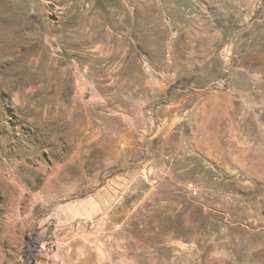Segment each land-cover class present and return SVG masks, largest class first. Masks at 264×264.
<instances>
[{"label":"rangeland","instance_id":"374dc122","mask_svg":"<svg viewBox=\"0 0 264 264\" xmlns=\"http://www.w3.org/2000/svg\"><path fill=\"white\" fill-rule=\"evenodd\" d=\"M0 264H264V0H0Z\"/></svg>","mask_w":264,"mask_h":264},{"label":"built area","instance_id":"2783aa9c","mask_svg":"<svg viewBox=\"0 0 264 264\" xmlns=\"http://www.w3.org/2000/svg\"><path fill=\"white\" fill-rule=\"evenodd\" d=\"M54 249V245L52 243H45L40 246V250L43 252H49Z\"/></svg>","mask_w":264,"mask_h":264},{"label":"trees","instance_id":"16d2710c","mask_svg":"<svg viewBox=\"0 0 264 264\" xmlns=\"http://www.w3.org/2000/svg\"><path fill=\"white\" fill-rule=\"evenodd\" d=\"M34 245H35V241H31V239L28 240V242H27V244H26V250H27V252H28L30 255H33L32 248H33Z\"/></svg>","mask_w":264,"mask_h":264}]
</instances>
